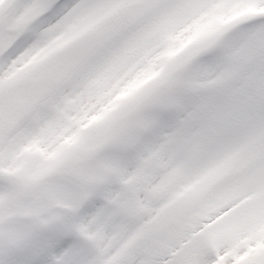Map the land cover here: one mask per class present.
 <instances>
[{
    "label": "snow or ice",
    "instance_id": "obj_1",
    "mask_svg": "<svg viewBox=\"0 0 264 264\" xmlns=\"http://www.w3.org/2000/svg\"><path fill=\"white\" fill-rule=\"evenodd\" d=\"M0 264H264V0H0Z\"/></svg>",
    "mask_w": 264,
    "mask_h": 264
}]
</instances>
